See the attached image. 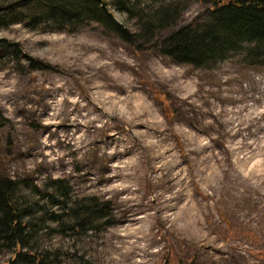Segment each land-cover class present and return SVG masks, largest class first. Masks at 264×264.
I'll return each mask as SVG.
<instances>
[{"label": "rangeland", "instance_id": "374dc122", "mask_svg": "<svg viewBox=\"0 0 264 264\" xmlns=\"http://www.w3.org/2000/svg\"><path fill=\"white\" fill-rule=\"evenodd\" d=\"M209 7L190 0L177 25ZM1 40L0 175L44 264H264L263 67L177 64L95 22L21 20ZM0 264L24 263L0 248Z\"/></svg>", "mask_w": 264, "mask_h": 264}, {"label": "trees", "instance_id": "16d2710c", "mask_svg": "<svg viewBox=\"0 0 264 264\" xmlns=\"http://www.w3.org/2000/svg\"><path fill=\"white\" fill-rule=\"evenodd\" d=\"M198 1L210 3L204 16L178 26L190 0H0V27L46 21L73 32L95 22L135 49L155 50L177 64L211 68L237 55L243 64L264 68V0ZM112 9L134 20V29L120 23ZM0 47L15 49L2 40ZM19 188L17 180L0 175V248L14 251L16 262L44 264L46 253L30 245L34 224L30 207L20 205ZM71 211L76 226L97 216L90 208Z\"/></svg>", "mask_w": 264, "mask_h": 264}]
</instances>
